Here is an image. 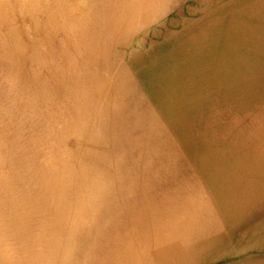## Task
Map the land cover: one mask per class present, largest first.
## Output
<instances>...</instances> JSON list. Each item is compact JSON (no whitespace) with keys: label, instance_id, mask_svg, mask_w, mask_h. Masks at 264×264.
<instances>
[{"label":"bare ground","instance_id":"1","mask_svg":"<svg viewBox=\"0 0 264 264\" xmlns=\"http://www.w3.org/2000/svg\"><path fill=\"white\" fill-rule=\"evenodd\" d=\"M0 264H264V0H0Z\"/></svg>","mask_w":264,"mask_h":264}]
</instances>
